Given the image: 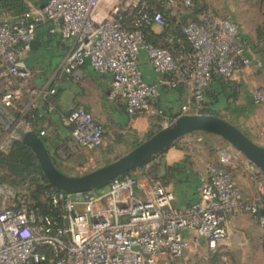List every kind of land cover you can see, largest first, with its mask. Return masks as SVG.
I'll return each instance as SVG.
<instances>
[{"label": "built area", "instance_id": "built-area-1", "mask_svg": "<svg viewBox=\"0 0 264 264\" xmlns=\"http://www.w3.org/2000/svg\"><path fill=\"white\" fill-rule=\"evenodd\" d=\"M23 1L26 11L0 21V104L6 107L18 95L20 83L33 76L21 53L31 47L37 26L44 22L73 46L46 87L32 92L54 94L55 77L73 74L87 58L96 72L109 75L108 99L123 104L131 117L158 116L161 128L176 117L155 106L159 85H187L179 115L198 114L214 78L230 80L252 64L264 71V60L252 61L245 54L247 40L229 14L206 7L190 15L196 0H155L171 16H185L182 33L191 53L180 58L146 42L147 28H162L166 16L145 0H46L39 6ZM141 51L161 76L158 83L143 80L137 63ZM251 95L255 104L264 103V86ZM64 122L80 148L93 150L103 142L104 128L83 107H74ZM14 139L16 134L7 132L0 150ZM215 155L217 163L208 166L197 199L183 209L174 206L173 192L147 169L118 176L98 191L50 187L44 194L45 210L1 207L0 264H174L192 243L202 240L214 250L228 236L229 219L240 213L255 218L264 250V173L228 143ZM236 167L257 182L255 195H242L230 172Z\"/></svg>", "mask_w": 264, "mask_h": 264}, {"label": "crops", "instance_id": "crops-1", "mask_svg": "<svg viewBox=\"0 0 264 264\" xmlns=\"http://www.w3.org/2000/svg\"><path fill=\"white\" fill-rule=\"evenodd\" d=\"M45 1L28 0L31 6H39ZM22 2L26 11L28 6L23 0ZM10 14L0 10V21L8 18ZM217 14L225 13L219 11ZM49 27L50 24L47 22L40 23L34 38L37 43L28 50L22 51V58L32 70L33 76L20 83L18 95L7 107L11 110V114L18 111L16 114L20 118L18 121L27 124V128L44 132L41 136L60 171L69 175L79 174L81 170L93 166L95 162L109 158L117 150L131 149L138 141L144 140L149 134L161 128V120L158 116L145 114L131 117L125 112L123 104L108 99L109 75L96 72L87 58L73 74L55 77L54 94L43 96L32 92L33 89L46 87L47 82L52 79L56 69L73 46L71 40L62 39L58 32H50ZM152 30L158 33L161 28L154 25ZM241 32L247 40L245 54L252 61L264 60V47L257 42L251 29L246 28ZM137 63L144 81L158 83L161 76L153 71L144 52L139 53ZM16 86L13 82L12 88ZM261 86H264V71L252 64L236 73L230 80L214 78L204 90L203 104L214 111L218 117L242 130L254 143L264 147V103L255 104L251 95L255 88ZM187 92L188 87L185 84H179L175 88L159 85L155 106L160 108L167 117H177ZM76 106L83 107L104 128L103 147L95 151L85 150L73 141L71 128L65 124L64 118ZM194 133H197L195 142L199 144V148L195 149V153H191L189 146L184 142L192 140L187 135ZM213 135L204 131H194L179 137L173 145L154 157L156 163L153 167L158 172L156 178L165 176L169 165L187 157V167L200 182L208 166L217 163L216 155L213 162V156L211 157L209 153L210 146L204 142L215 141L213 137L216 135ZM151 167L148 168V173ZM236 168H230V172L238 186L240 171ZM139 169L136 175L143 172L141 168ZM166 186L173 192L171 183H167ZM173 194V204L179 209L187 207L197 199V194L191 195L190 192L184 193L181 197L174 192ZM235 220L236 215L229 219L228 233L238 231ZM236 243H239L241 247L252 248L256 241L247 235L238 239L236 237V241L227 236L220 242L230 248L236 247Z\"/></svg>", "mask_w": 264, "mask_h": 264}, {"label": "rangeland", "instance_id": "rangeland-1", "mask_svg": "<svg viewBox=\"0 0 264 264\" xmlns=\"http://www.w3.org/2000/svg\"><path fill=\"white\" fill-rule=\"evenodd\" d=\"M197 6L199 8H211L216 13L222 11V13L229 14L231 18L241 26V30H245L246 28L251 29L255 36V39H257V42L264 47V0H197ZM0 110L7 117V119H12L13 121L10 125L6 122L5 119L0 117V143H3L7 139V132H13V125L17 124L20 118H18L16 115L18 111L14 112V114H11V110L2 104H0ZM199 113L200 111L198 112V114ZM19 124L24 128L27 127V124H23L21 122ZM196 136L197 133L187 135V137L192 138V140L190 139L189 142L183 141L185 144H187V146H189L188 149L191 153H195V149L197 150L199 148V144L195 142ZM213 138H215V141H204V139L203 141L210 146L209 153L211 157L213 156V162H215L214 158L216 149L220 145H223L227 142L218 136H215ZM103 144L104 143L102 142L98 147L94 148L91 151H95L96 149L103 147ZM11 145L8 147H4L3 150H0V153L7 154L11 149ZM126 151L128 150H117L113 152L109 158L95 162L93 166L86 167V169L81 170L79 174L86 173L99 166H102L118 158ZM155 163L156 158H153L145 166L141 167V169H147L148 171V168L152 166L149 169V176L157 177L158 172L156 168L153 167ZM0 167V181H3L8 185V191L4 190L3 187H0L1 208L11 206V204H14L18 200H20V196L24 197V194H28V191H26V186H20V184L17 182L19 178L18 176H16V172L14 173L9 168L8 164H3L0 162ZM236 169L240 171V182L238 183V188L240 189L242 195L245 197H251L255 195L257 193L258 187L257 182L251 180L249 178V175L241 168L237 167ZM139 170L140 169L134 171L131 170L127 173L136 175ZM246 176L248 178H246ZM107 185L108 184H105L95 190L98 191L100 189H106ZM235 224H237L236 229H238V231L228 233V236L236 241V237L238 239V237L249 235L256 241L252 248H246L245 246L241 247L239 243H236V247L230 248L227 245L219 243V245L214 250H212L208 248L205 241L201 240L199 244L192 243L185 250L182 258L176 261L174 264H264V250L261 243L262 232L258 224L256 223L255 218L247 213L236 214Z\"/></svg>", "mask_w": 264, "mask_h": 264}, {"label": "water", "instance_id": "water-1", "mask_svg": "<svg viewBox=\"0 0 264 264\" xmlns=\"http://www.w3.org/2000/svg\"><path fill=\"white\" fill-rule=\"evenodd\" d=\"M35 43L37 40L34 39L30 46ZM0 117L10 125L13 122L12 119H7L1 110ZM19 123L13 125L17 140L29 147L46 182L51 187L65 192L91 191L102 187L110 180L140 167L151 157L171 146L182 135L194 131H204L222 138L264 173V147L250 140L234 124L212 114L179 115L168 126L160 128L118 158L77 175L60 171L53 163L38 132L33 128H24ZM261 213L264 214V210Z\"/></svg>", "mask_w": 264, "mask_h": 264}, {"label": "trees", "instance_id": "trees-1", "mask_svg": "<svg viewBox=\"0 0 264 264\" xmlns=\"http://www.w3.org/2000/svg\"><path fill=\"white\" fill-rule=\"evenodd\" d=\"M145 1L148 3L151 9L161 10L166 16V24L161 28L160 32L157 33L154 32L152 28H147L148 34L146 36V42L167 48L175 58H180L183 55L190 54V45L182 33V25L185 16H171L169 10H167L164 6V3H156L155 0ZM204 8H199L196 3V7L190 15L194 16ZM0 10H5L6 12L13 14H19L25 10V7L22 0H0ZM200 113L217 116L214 111L205 107L204 104L200 110ZM139 142L140 141H138L136 144ZM164 151L165 150L162 152ZM157 155L151 157L140 167L133 169L132 171L145 166ZM51 159L55 164L52 157ZM0 162L3 164H8L9 168L14 173L16 172V176L19 178L17 182L20 184V186H26V191H28V194H24V197L20 196V200L14 204H11V207L26 205L40 210H45L47 207V201L45 200L44 194L50 189L51 186L43 178L41 170L29 147L19 140L14 139L9 152L7 154L0 153ZM187 164L188 158L186 157L182 161L169 165L166 170V175L159 177L164 185H167V183L172 184L173 192L178 195V197L183 196L184 193L187 194V192H190L191 195L197 194V187L200 182L196 175L187 167ZM0 187H3L4 190L8 191V185L5 182L0 181Z\"/></svg>", "mask_w": 264, "mask_h": 264}, {"label": "bare ground", "instance_id": "bare-ground-1", "mask_svg": "<svg viewBox=\"0 0 264 264\" xmlns=\"http://www.w3.org/2000/svg\"><path fill=\"white\" fill-rule=\"evenodd\" d=\"M14 126H15V125H14ZM14 126H13V127H14Z\"/></svg>", "mask_w": 264, "mask_h": 264}]
</instances>
